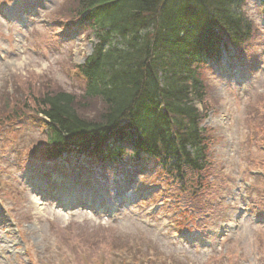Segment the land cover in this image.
Masks as SVG:
<instances>
[{
	"label": "rangeland",
	"instance_id": "374dc122",
	"mask_svg": "<svg viewBox=\"0 0 264 264\" xmlns=\"http://www.w3.org/2000/svg\"><path fill=\"white\" fill-rule=\"evenodd\" d=\"M254 1L246 6L258 32L240 60L244 69L233 76L223 56L203 71L208 88L198 107L212 137L205 176L213 202L224 206L220 217L196 220L180 203L192 193L163 183L145 165L146 172L122 168L110 183L102 178L103 189L65 174H53V183L24 160L30 150L44 154L39 119L19 120L0 127V264H264V21ZM67 3L0 0V119L34 113L25 101L35 107L33 97L46 93L81 97L74 66L97 39L69 20ZM69 197L100 211L63 209Z\"/></svg>",
	"mask_w": 264,
	"mask_h": 264
},
{
	"label": "trees",
	"instance_id": "16d2710c",
	"mask_svg": "<svg viewBox=\"0 0 264 264\" xmlns=\"http://www.w3.org/2000/svg\"><path fill=\"white\" fill-rule=\"evenodd\" d=\"M65 13H87L82 21L98 42L74 66L81 97L60 91L33 97L35 107L25 101L46 118L48 157L72 150L116 163L128 154L206 186L212 137L196 106L207 95L203 69L223 51L232 62L248 54L258 27L246 0H68Z\"/></svg>",
	"mask_w": 264,
	"mask_h": 264
}]
</instances>
